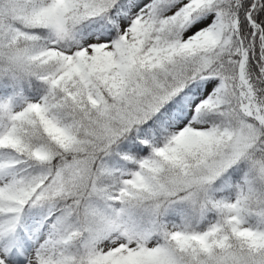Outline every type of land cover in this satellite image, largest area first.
I'll return each mask as SVG.
<instances>
[{
  "label": "snow or ice",
  "instance_id": "1",
  "mask_svg": "<svg viewBox=\"0 0 264 264\" xmlns=\"http://www.w3.org/2000/svg\"><path fill=\"white\" fill-rule=\"evenodd\" d=\"M0 264H264V0H0Z\"/></svg>",
  "mask_w": 264,
  "mask_h": 264
}]
</instances>
